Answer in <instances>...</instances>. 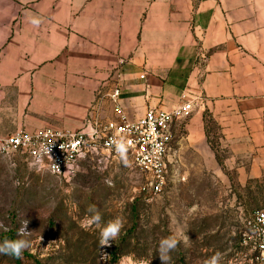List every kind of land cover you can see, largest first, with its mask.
Returning <instances> with one entry per match:
<instances>
[{"label":"crops","instance_id":"obj_1","mask_svg":"<svg viewBox=\"0 0 264 264\" xmlns=\"http://www.w3.org/2000/svg\"><path fill=\"white\" fill-rule=\"evenodd\" d=\"M114 88L129 119L191 105L168 172L264 179V0H0V140L112 120Z\"/></svg>","mask_w":264,"mask_h":264},{"label":"rangeland","instance_id":"obj_2","mask_svg":"<svg viewBox=\"0 0 264 264\" xmlns=\"http://www.w3.org/2000/svg\"><path fill=\"white\" fill-rule=\"evenodd\" d=\"M206 129L217 133L209 122ZM128 160L125 166L117 152L89 153L66 179L21 154L0 153V243L32 245L22 259L0 255V264H162L159 242L174 233L187 244L181 240L171 264H206L216 253L219 264H256L259 253L242 234L251 214L264 210V179L240 187L221 168L182 166L155 195L150 178ZM91 205L101 221L89 226ZM117 218L119 236L100 246L101 230ZM26 223L28 232L18 235Z\"/></svg>","mask_w":264,"mask_h":264},{"label":"built area","instance_id":"obj_3","mask_svg":"<svg viewBox=\"0 0 264 264\" xmlns=\"http://www.w3.org/2000/svg\"><path fill=\"white\" fill-rule=\"evenodd\" d=\"M205 61L206 56L201 54L199 63ZM119 96V88L108 95L114 112L112 120L100 118L98 105H94L89 112L91 117L79 130L17 131L0 140V153L21 154L31 164L43 165L52 175L67 179L75 175L77 162L87 154L117 152L113 141L123 137L130 142L127 156L132 165L150 178L153 193L160 194L169 174L166 157L171 150L172 125L190 113L191 105L187 103L170 112L150 109L141 117L129 119L119 103ZM92 112L96 114L93 116ZM246 226L249 232L242 234L244 241L259 253L256 264H264V210L253 212Z\"/></svg>","mask_w":264,"mask_h":264},{"label":"clouds","instance_id":"obj_4","mask_svg":"<svg viewBox=\"0 0 264 264\" xmlns=\"http://www.w3.org/2000/svg\"><path fill=\"white\" fill-rule=\"evenodd\" d=\"M33 23L38 24L39 21L34 20ZM113 143L115 145L117 153L121 157L122 162L125 166H128L129 160L127 153L128 144L130 142H126L123 137H120L119 139H115ZM61 148H63L62 144ZM88 211L92 213V215L90 218L87 219L86 224L89 226L92 224H98L101 221V214L96 208V206H89ZM26 227L27 223L19 229L18 235H23L27 233L28 231H26ZM122 228L123 221L121 219L117 218L115 220L109 221L106 226L101 230L100 246L109 245L111 241H114L119 236ZM181 240H183V242L187 244V238L181 237L176 233L160 240L158 254L162 264H171V253L177 249ZM31 247V242L26 239H4V241L0 243V255L10 256L15 259H22L23 253L26 250L31 249ZM220 259V253H216L206 262V264H219Z\"/></svg>","mask_w":264,"mask_h":264}]
</instances>
